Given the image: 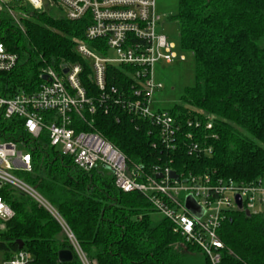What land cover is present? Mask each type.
Segmentation results:
<instances>
[{
    "label": "trees",
    "instance_id": "16d2710c",
    "mask_svg": "<svg viewBox=\"0 0 264 264\" xmlns=\"http://www.w3.org/2000/svg\"><path fill=\"white\" fill-rule=\"evenodd\" d=\"M176 1L171 18L179 26L180 50L192 55L194 79L176 103L157 108L180 123L174 148H165L148 120L132 116L121 104L98 100L90 66L74 49V39L84 38L86 22L67 20L53 14V8L36 10L21 0L2 4L0 43L18 62L0 73L1 93L36 90L46 66L58 71L64 64H80L79 78L95 111L87 116L88 124L76 122L77 129L99 133L129 163L146 169L159 164L179 174L208 172L214 178L255 181L264 171V0ZM8 9L24 16L20 25ZM105 80L116 98L132 96V79L122 68L108 65ZM0 139L30 142L18 118H0ZM192 142L210 151H190ZM28 147L32 170L19 175L55 208L89 264H211L173 231L144 194L118 189L107 167L77 168L71 157L49 145L45 134ZM0 194L14 211L0 232L4 258L17 252L16 241H21L31 255L29 264H81L43 207L7 187ZM217 234L223 244L217 264H264V211L246 215L231 210ZM64 249L73 258L59 262L58 252Z\"/></svg>",
    "mask_w": 264,
    "mask_h": 264
},
{
    "label": "built area",
    "instance_id": "2783aa9c",
    "mask_svg": "<svg viewBox=\"0 0 264 264\" xmlns=\"http://www.w3.org/2000/svg\"><path fill=\"white\" fill-rule=\"evenodd\" d=\"M9 1L12 0H0V5ZM21 1L36 10L54 7L59 15L70 21L84 19V38L74 39V49L90 66L98 100L121 104L132 116L148 120L157 129L165 148H174L180 123L175 122L167 111L152 108V97L163 86L156 79L154 68L159 62L182 61L184 56L176 53L174 43L165 35L156 32L161 21L156 0ZM8 12L12 16L13 12L9 9ZM109 51H114V56H110ZM17 62V55L0 43V73L12 70ZM108 65L122 68L132 79V96L116 98V90L107 91L105 73ZM64 68H67L66 73H63ZM81 71L82 66L75 63L64 64L58 71L46 66L40 73L41 82L36 90H19L12 94L0 91V118L22 119L30 139L28 144L45 134L50 146L71 157L75 166L83 171L107 167L118 189L144 194L152 207L171 222L174 232L197 246L211 264H217L223 247L217 230L228 212L238 209L235 195L241 198L240 210L249 214L264 211V171L255 181L238 182L231 178H214L208 172L185 175L169 166L156 164L146 169L143 165L129 163L126 156L99 133L76 128V122L88 124L91 120L87 116L95 111L92 98L87 97L81 84ZM42 76L46 78L42 79ZM194 125L198 127L200 122H194ZM210 127L207 123L206 128ZM28 144L0 139V190L7 187L29 196L43 207L62 228L81 264H89L55 208L19 175L32 170ZM189 148L190 151H210L209 146L203 144L200 147L197 142H192ZM170 171L178 178H172ZM187 196H191L203 211L200 217L185 207ZM13 216L14 211L0 194V232ZM30 259V253L23 247L10 258H4L0 253V264H29Z\"/></svg>",
    "mask_w": 264,
    "mask_h": 264
},
{
    "label": "rangeland",
    "instance_id": "374dc122",
    "mask_svg": "<svg viewBox=\"0 0 264 264\" xmlns=\"http://www.w3.org/2000/svg\"><path fill=\"white\" fill-rule=\"evenodd\" d=\"M176 4V0H156L157 11L161 14V21L156 26V32L165 35L170 42L174 43V50L179 56H184V60L175 61L172 64L159 62L155 65V77L163 86L160 90L156 91L152 97V108L154 109L157 107L168 108L172 106L179 100L183 89L191 85L194 79L192 55L180 50L179 26L178 23L171 18V15L176 11ZM47 7L49 9L54 8ZM1 10H3L2 5H0V11ZM53 14H58L55 8L53 9ZM20 16L23 15H21V13H12L14 22H19ZM109 55L114 56V51H109Z\"/></svg>",
    "mask_w": 264,
    "mask_h": 264
},
{
    "label": "water",
    "instance_id": "95a60500",
    "mask_svg": "<svg viewBox=\"0 0 264 264\" xmlns=\"http://www.w3.org/2000/svg\"><path fill=\"white\" fill-rule=\"evenodd\" d=\"M67 72V68H64L63 69V73H66ZM46 76H42V79H45ZM169 175L172 177V178H175L177 179L178 178V175L174 172V171H170L169 172ZM157 177H160V174L157 175ZM235 203L238 207V209H241L242 208V204H241V198L239 195H235ZM185 207L187 209H189L193 214H195L196 216L200 217L203 213V211L201 210L200 207H198L193 198L191 196H187L186 199H185ZM245 214L246 215H249V212L248 211H245ZM17 243V246H18V249H21L23 247V243L21 241H16ZM73 258L72 256V252L68 249H64V250H60L58 252V261L59 262H68V261H71Z\"/></svg>",
    "mask_w": 264,
    "mask_h": 264
},
{
    "label": "crops",
    "instance_id": "0c3cea01",
    "mask_svg": "<svg viewBox=\"0 0 264 264\" xmlns=\"http://www.w3.org/2000/svg\"><path fill=\"white\" fill-rule=\"evenodd\" d=\"M158 108V107H157ZM157 108H155V109H157Z\"/></svg>",
    "mask_w": 264,
    "mask_h": 264
}]
</instances>
